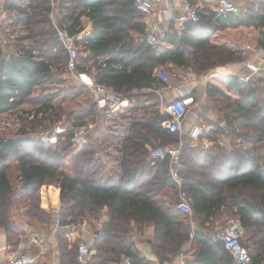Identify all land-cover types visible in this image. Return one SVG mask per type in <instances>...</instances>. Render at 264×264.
Returning <instances> with one entry per match:
<instances>
[{
	"label": "trees",
	"instance_id": "obj_1",
	"mask_svg": "<svg viewBox=\"0 0 264 264\" xmlns=\"http://www.w3.org/2000/svg\"><path fill=\"white\" fill-rule=\"evenodd\" d=\"M19 1H3L6 17L20 9ZM54 1L57 25L70 34L82 30V17L92 23L91 34L78 48L76 69L125 94L129 103L138 104L149 96L144 89L166 83L155 73L159 67L168 79L171 74L179 80V74L189 68L202 75L217 65L245 60L247 41L264 46V0H257L256 9L226 13L202 2L196 7L199 20L184 21L180 28L171 23L166 43L158 46L145 40V25L133 0ZM50 10V0H29L23 38L30 46L22 39L14 45L0 41V116L27 101L36 103L34 89L53 80L66 92L68 52L49 17ZM263 82L262 78L242 82L237 75L210 74L207 92L226 128L214 124V136L208 135L213 143L207 148L184 141L180 146L177 160L182 187L191 196L190 216L176 207L177 188L169 174V159L149 155L153 141L176 147L182 139L161 125L166 112L158 110L149 121L129 126L115 182H102L109 167L100 146L88 134L73 155L72 174L63 169L64 159L74 148L69 140L71 127L94 109L108 112L99 110L93 101L87 108L65 114L67 124L56 142L31 137L27 124L14 137H4L0 131V228L6 232L8 249L14 250L24 235L23 221L38 233L49 231L52 221H57L58 264H78L76 245L68 241L66 226L88 216L100 221V227L89 240L93 253L86 264H118L123 255H131L134 264H150L130 238L148 226L153 230L148 242L161 263L188 246L192 255L183 264H235L224 245L211 240V234L235 216L240 221L241 242L252 256L249 264H264ZM70 87L74 94L88 93L84 86ZM41 104L30 125L45 127V120L58 123L63 115L60 107ZM225 129L233 140L238 139V146L218 143L217 136ZM14 169L18 174L13 180ZM18 201L22 202L19 210L13 208ZM13 211L24 220L17 221ZM52 257L49 248L35 264H51Z\"/></svg>",
	"mask_w": 264,
	"mask_h": 264
},
{
	"label": "built area",
	"instance_id": "obj_2",
	"mask_svg": "<svg viewBox=\"0 0 264 264\" xmlns=\"http://www.w3.org/2000/svg\"><path fill=\"white\" fill-rule=\"evenodd\" d=\"M3 1L0 0V41L6 43L7 40L4 38V33L8 30V26L4 28V19L6 17V11L3 6ZM159 0H133V4L136 10L140 13L141 18L144 22L145 40L151 46L164 45L166 43V31L163 26L154 22L160 15L164 16L167 21H172L175 24H181L184 21L196 22L199 20L197 14L196 5L192 0H177L180 3V8L182 13L177 16H173L170 8L160 9L156 2ZM216 4V11L219 13L226 12H238L241 10L240 6L234 0H213ZM51 10L49 12V17L54 24L59 39L65 49L68 52V61L66 64L67 72L70 74V81L73 85L84 86L93 102L96 104L99 110L109 109L114 111L119 109L121 105L128 104L129 99L125 94L120 93L108 87L107 85L98 82L93 75L86 71H79L76 69L78 48L80 47L81 41L88 37L89 35L84 32L82 28L81 31L77 33L70 34L65 29L60 28L57 25V17L59 15L58 9L55 7V1L50 0ZM254 4L250 6L256 9L257 5ZM252 52L255 55H260L264 53V46L255 44L252 48ZM251 73L242 74L238 76V79L242 82H246L251 78V74L259 70V67L249 64ZM223 66H215L210 72H219L222 70ZM209 73V72H208ZM207 73V74H208ZM159 77L166 80L165 71L162 69L158 71ZM162 96V95H161ZM162 108L164 112L168 114V117L161 122V125L167 128L170 132L181 131V125L184 117L188 110L195 104L193 96L189 92L182 91L180 95L170 101H164L161 97ZM11 112V111H10ZM8 113V112H7ZM34 112H31V116ZM6 114V113H5ZM3 115V114H2ZM0 116V128H1V117ZM65 130V126L61 124H56L51 130L46 131L41 134L40 139L47 142H56L57 135ZM210 130V125L205 123H200L194 126L190 132V136L198 138L204 135ZM89 131V126L86 123H79L71 127L70 143L75 149H80L82 145L87 141V134ZM183 140L180 141L179 145L172 147L169 145H158L149 148V155L151 158H164L169 159V174L176 185L177 191V203L176 207L180 211L191 214V196L189 192L182 187V179L179 174L180 164L177 160V154L179 152L180 146ZM95 224V228L91 224ZM100 227V221H94L88 216H83L75 220L70 221L66 226V236L70 244L76 245V261L78 264H86L93 250L89 247V238L93 237L95 230ZM241 226L240 221L237 217H230L226 224L220 228H217L211 234V240L214 242H221L224 247L232 255L235 264H249L252 261V256L248 249L241 242ZM28 243L39 244L40 240L34 234H29ZM23 243L20 244L18 249L9 253L8 264H24L31 262L32 259L28 258L26 254L22 252ZM8 245L5 243L0 247V250L8 249ZM188 252V246L185 247L183 251L180 252L179 257L184 263V255ZM118 264H134L133 257L131 255H123Z\"/></svg>",
	"mask_w": 264,
	"mask_h": 264
},
{
	"label": "crops",
	"instance_id": "obj_3",
	"mask_svg": "<svg viewBox=\"0 0 264 264\" xmlns=\"http://www.w3.org/2000/svg\"><path fill=\"white\" fill-rule=\"evenodd\" d=\"M205 1L212 2L214 5V9L216 10V4L213 0H199L193 3L196 5V7H198L202 2H205ZM234 1L240 6L241 9H247L250 7L248 6L250 5L249 2L253 3L254 0H234ZM156 5L160 9L170 8L173 16H177L182 13V10L180 8V3L177 0H159L156 2ZM154 22L163 26L165 31L171 23H173L174 25H176V27H179V28L181 25L177 23L175 24L172 21H167L162 15H160L157 19H155ZM82 24H83L84 32L90 35L92 32L91 21L86 17H82ZM255 44H257L255 40L247 41L244 44V46L249 50L248 58H246L245 60L241 62H237V63L217 65V66H223L224 68L220 70L219 72H210L214 69L212 68L209 71H207V73L209 72L208 74L204 73V76L196 75V73L193 70L189 69L190 71H189V74L187 75V80L184 83H180L177 85L170 83V80L167 78V73L163 67L157 68L155 73L158 77H159L158 71L162 69L165 71L166 80H163L161 77L159 78L165 81L166 83L158 87L144 89L142 92L144 94H149V96L147 95L143 97V104L151 103L152 105H154V107L155 105L158 104L157 105L158 109H161L160 111H162L163 108H162L161 97L166 102V101H170L178 97L182 91L189 92L193 96L195 100V104L188 110L182 122L181 128L183 129V135H182L181 140L189 143L190 145H199V146H202L203 148L209 147L210 145H212L213 141L211 140V138L208 137V135H213L212 130H213L214 124L215 125L219 124L220 127L222 126L223 128H226V123L223 120L221 121L219 119L217 110L214 108L212 96H210L207 92V84L209 81L210 74L224 73V74H229V75L232 74V75H237V76H240L242 74H249L252 72L249 67V64H253L259 67V70H257L256 72H253L251 74L252 75L251 77L262 78L264 80V53L260 55H255L251 49ZM64 75H65V78L68 80V83H70V74L65 73ZM128 105L129 104H123L121 105L120 108L125 110L131 106V105L130 106ZM107 110L108 112H114L118 109L114 111H111L109 109ZM200 123H205V124L210 125V130L198 138H194L190 136V132L192 128ZM227 131L228 130L225 129L224 134H220L217 136L218 143H220L221 145H225L228 148H230L233 143L234 145L236 144L238 146L239 145L238 139L233 140V138L230 135H227ZM126 136L127 134L124 136V138ZM157 142L153 141V144L151 146H148V148L155 147L158 145H161V146L166 145V144L164 145L158 144ZM75 152H73L71 156H73ZM119 152H120V149H119ZM66 158L68 159L67 165L69 164V166L66 168L63 167V169L68 174L71 175L72 166H73V157H71V161H72L71 165H70V156H67ZM104 161L108 164V161L106 160ZM118 163H119V158H118ZM117 169L113 170L112 166L110 165L107 173L104 175L102 179V182L103 180L104 181L106 180L105 182L118 181L120 175L119 177H117V174L120 172L117 173ZM17 174L18 173L15 169L14 178H16ZM23 223H24L23 229L25 233L22 236V238L19 240L17 247L12 251H10L9 249L0 250V264H8L9 253L18 249L21 243L24 244L22 247V252L26 254L28 258L32 259L31 262L24 263V264H35L36 261L42 258V256L48 251L49 248L53 250V257L51 259L52 261L51 264H58V252L56 250V242H55V230H56L57 221L56 222L52 221L50 230L45 231L43 233H38V231L30 229L29 226L25 223V221H23ZM146 228L147 230L145 231L146 232L145 236H143L142 234L140 235V234L134 233L131 235L130 238L134 242L136 247L145 255V257L151 261L150 264H183L179 255H177L170 261L168 260L162 263L159 262L158 259L153 254L152 248L150 246V242H148L149 239L152 240V235H153L152 227L148 226ZM29 234L36 235L37 238L40 240V243L39 244L28 243ZM6 239H7L6 232L0 228V247L5 243L7 244ZM191 255H192V251L190 250L187 252V254L184 255V260L186 258H190Z\"/></svg>",
	"mask_w": 264,
	"mask_h": 264
},
{
	"label": "rangeland",
	"instance_id": "obj_4",
	"mask_svg": "<svg viewBox=\"0 0 264 264\" xmlns=\"http://www.w3.org/2000/svg\"><path fill=\"white\" fill-rule=\"evenodd\" d=\"M205 3L211 9H214V5L212 2L205 1ZM28 4H29V0H20L19 2H17L16 5L20 9L11 12V15L7 17V19L5 20L4 28L8 26V30L6 32L5 30H3V33H4V38L7 40V44L10 43L14 45L17 42L21 41L22 39L23 42L21 43H24L27 46L31 45L29 40L23 38V36L26 35L24 21L28 14L27 13ZM249 4L250 5L248 6H251L252 2H249ZM255 4L258 6L257 0H255ZM189 69H187L185 73L179 74L180 77L179 80L170 74L168 76L170 83L175 85L184 83L187 80V75L189 74L190 71ZM202 75L204 76V73ZM53 81L51 83L41 85L40 87L34 89V92L32 93V97L38 98L36 103L27 101L19 108L2 115L1 117L2 124L0 131L2 132V135L4 137H14L17 135H21L20 129L23 128V125L27 124L28 128L30 129L29 131L32 130L29 135L34 138H40L42 133L51 130L54 126H56V124H61L63 126L66 125L67 115L65 114L68 111L81 110L83 108H87L89 104L92 103L93 100L90 94H88L89 92L74 94L73 91L70 90L71 88L70 86L72 85L71 81L70 83H68L67 80V83L64 86V89L66 90L65 93L61 91L62 89L61 86L58 84V82L56 81L53 82ZM39 100L40 102H38ZM41 103H50L54 108L60 107V110H62L63 115L61 116L60 121L58 123L57 122L50 123L48 120H45L46 123L45 127L43 125L37 127L36 126L32 127L30 125L31 116L28 115L31 112H34L36 108L42 106ZM128 104H129L128 106L130 105L131 106L128 107L127 109L124 110L122 108H119L114 112L100 113L96 109H94V112L91 115H89L84 119H81L82 123H86L89 126L88 136H90L93 140H95L96 143L100 146V154L102 155V159L108 161V167L111 165L113 170H116L118 168L117 173L119 172V163H118V158L120 155L119 149L122 146L123 138L127 134L129 126L133 123L149 121L153 117L154 113L158 112V110L159 111L161 110L158 109L157 106L158 104L155 105V107L151 103L143 104V98L140 99V102H138V104L137 103L135 104L133 102L129 103V101ZM26 113H28V115H26ZM69 121L71 122V119ZM179 135L180 137H182L183 135L182 128L181 131L179 132ZM47 142L50 143V141ZM77 150L78 149L74 150L73 148L71 154L69 155L70 165L72 162L71 157H73L71 155L73 152L75 151L77 152ZM262 151L264 152V147ZM67 160L68 159L65 158L63 162L64 165L63 167L65 168L69 166V164L67 165ZM11 172L13 174V180H14L15 169L12 170ZM119 175L120 173L117 174V177H119ZM105 181L103 180V182ZM177 191L175 198L177 196ZM21 201H18L19 205L16 202L13 208L18 209L17 207H19V209H22L20 208L22 207V204H20L22 203ZM13 215H14L13 217L17 221L22 222V220H24V217L20 216L17 211H13ZM190 215L191 214H189V216ZM191 219L192 218L190 217V222L192 225H194V221ZM91 225L93 228L96 227L94 223ZM146 230L147 228L144 229L142 233L143 236H145Z\"/></svg>",
	"mask_w": 264,
	"mask_h": 264
}]
</instances>
